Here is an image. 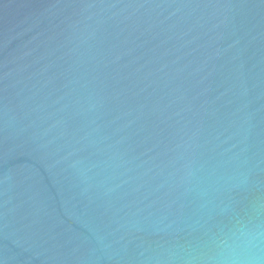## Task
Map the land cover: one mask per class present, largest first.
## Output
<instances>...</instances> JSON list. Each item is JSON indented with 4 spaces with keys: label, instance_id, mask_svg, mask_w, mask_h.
<instances>
[{
    "label": "water",
    "instance_id": "obj_1",
    "mask_svg": "<svg viewBox=\"0 0 264 264\" xmlns=\"http://www.w3.org/2000/svg\"><path fill=\"white\" fill-rule=\"evenodd\" d=\"M264 221V0H0V264H208Z\"/></svg>",
    "mask_w": 264,
    "mask_h": 264
},
{
    "label": "clouds",
    "instance_id": "obj_2",
    "mask_svg": "<svg viewBox=\"0 0 264 264\" xmlns=\"http://www.w3.org/2000/svg\"><path fill=\"white\" fill-rule=\"evenodd\" d=\"M208 264H264V221L233 223L214 240Z\"/></svg>",
    "mask_w": 264,
    "mask_h": 264
}]
</instances>
